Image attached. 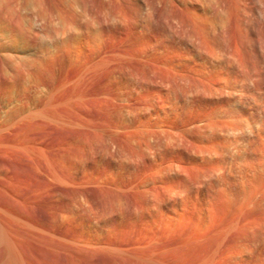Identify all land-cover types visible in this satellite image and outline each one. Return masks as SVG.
Returning <instances> with one entry per match:
<instances>
[{"label": "rangeland", "instance_id": "374dc122", "mask_svg": "<svg viewBox=\"0 0 264 264\" xmlns=\"http://www.w3.org/2000/svg\"><path fill=\"white\" fill-rule=\"evenodd\" d=\"M0 264H264V0H0Z\"/></svg>", "mask_w": 264, "mask_h": 264}]
</instances>
